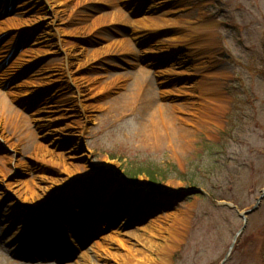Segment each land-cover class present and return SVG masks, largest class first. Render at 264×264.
<instances>
[{
  "label": "rangeland",
  "instance_id": "1",
  "mask_svg": "<svg viewBox=\"0 0 264 264\" xmlns=\"http://www.w3.org/2000/svg\"><path fill=\"white\" fill-rule=\"evenodd\" d=\"M155 1L0 0V94L24 117L36 146L29 152L15 137L7 145L0 141V264H112L96 247L118 232L128 239L155 223L167 228L168 216L176 214L186 218L185 229L169 264H219L243 227L234 209L218 203L247 211L264 190V0H184L179 7L164 0L160 11L150 8ZM80 11L84 15L73 22ZM153 16L167 22L152 32L137 23ZM199 19L211 23L214 42L203 59L205 89L220 90L222 109L205 130L184 126L193 132L189 145L172 151L146 141L141 108L120 114L101 106L118 96L111 88L115 78L147 67V58L169 56L151 71L158 75L182 59L190 42L172 39L189 27L201 28ZM123 41L131 52L113 54L110 65L80 66L92 53ZM66 51L82 53L69 68L81 99L73 83L64 94L54 70ZM84 79L93 83L90 90ZM172 89L153 83L152 90L157 96ZM184 99L168 95L163 102L181 105ZM237 100L243 119L233 121L225 136ZM195 114L188 108L171 115L179 124L197 120ZM41 151L58 162L44 174L36 171ZM138 165L159 169L157 188L149 187L145 174L126 182V173ZM27 188L33 198L23 195ZM191 189L201 193L180 198ZM263 258L264 199L248 216L226 264H261Z\"/></svg>",
  "mask_w": 264,
  "mask_h": 264
},
{
  "label": "bare ground",
  "instance_id": "2",
  "mask_svg": "<svg viewBox=\"0 0 264 264\" xmlns=\"http://www.w3.org/2000/svg\"><path fill=\"white\" fill-rule=\"evenodd\" d=\"M68 1L72 2V0H46L47 3L53 2V4H61V2L66 3ZM76 1L77 5H79L82 1V3H84L86 0ZM89 1L95 2L96 0H88V2ZM129 1L139 2V4L145 2V0ZM183 1L184 0H174L173 5L179 7L183 5ZM165 7L166 3L164 0H156L153 5H150V8L158 11ZM82 15H84V12L80 11L76 20L73 22H79L80 16ZM199 20L201 21L199 24L201 28L189 27L187 30L181 31L175 36L173 35L174 38L172 41L190 42L182 50V59L175 61V64L171 66V68L158 75V73L151 71H154V67L158 65V61L162 59L168 60L169 56L158 59L147 58V61H145L147 67L139 68L135 73L125 74L124 76H117L115 78L111 88L113 92L117 91L118 96L101 106H104L107 110H116L118 113L120 112V114L141 108L143 111L141 114L143 117V127L141 131L146 141L152 142L157 146H168L172 151L184 149L189 145V139L192 137L193 132H190L189 129L184 126L192 127L194 125L198 126L200 130H205L209 123L206 121L210 120L212 114L221 112L222 109L219 103V99L221 98L219 94L220 90L216 87L205 89L208 83L203 74L206 72L207 67L203 59L207 54V50L214 46V42L211 40L212 31L207 28L211 23L203 21L202 19ZM166 22L164 18H155V16L137 21L139 25L151 30L150 32H152V29L161 27V25ZM171 26H175V23L171 24ZM75 30L83 31L80 29ZM94 31L95 30H92V34H97ZM173 33L176 32L173 31ZM150 34L151 33L139 38L138 40L140 43H146L150 38ZM206 38L208 44L205 43L206 45H204L202 42L206 41ZM196 41L198 44L200 43V46L196 44ZM126 52H131L130 44L126 41L122 43L119 42L112 48L104 50L102 54L97 52L92 53L89 58L85 59L86 62L84 61L80 66L88 65V68L91 69H102L104 64L109 63L108 59L111 58L113 54H123ZM79 57H82V53L74 54L72 51H66L62 60V67L60 66L59 69V67L56 66V69H54L58 70V73L56 71L54 72L57 73L58 77L64 83L61 89L65 95L70 91L69 84L73 83L75 85L76 89L73 94L77 96L76 99L82 98V91L79 85L76 84L77 79L72 77L69 68L71 60H78ZM123 61L126 62L124 59ZM108 65H110V63ZM152 75L154 79L150 78ZM198 75L201 77L196 82L193 78L198 77ZM84 80L82 84H86L85 89L90 90L93 83L88 79ZM153 83L158 87L167 85L173 87V89L168 92H161L156 96L152 90ZM101 91L103 92L102 96H109V92L106 89H101ZM168 95L186 97L187 99H184L181 105L171 103L172 105L170 104L169 106L163 102L165 96ZM195 95L197 96L196 99L198 98L199 100L192 101V97L195 98ZM36 99L38 100V97H36ZM188 108L197 111V114H195L197 120L191 121L183 119L179 124H176L173 120V115H171L173 111L175 112ZM24 120V117L6 102L5 96L0 94L1 143L7 145L12 137H15L18 139L19 144L26 147V150L34 152L36 146L32 143V133L27 128ZM11 149L16 150L15 145H12ZM36 157V171L41 174L48 171V168L53 166L56 167L55 165L58 164L53 158L44 155L42 151L39 153V156ZM22 192L25 198H33L34 196V190L32 188L24 189ZM76 213L78 223L84 227L82 215H80L79 212ZM108 215L110 214L105 213L104 217ZM168 219L170 223L167 228L161 226L159 223H155L151 225L150 228L144 229L143 233L130 235L131 237L128 239L123 237L120 238L119 235L121 232H118V235L110 239V243L96 247L97 251L95 253H101L100 255L107 258L112 264H169L171 255L178 246L184 232L186 218L181 214H176L173 216L169 215ZM160 239H163L164 244H156V241ZM44 252L46 253V251ZM152 252L155 253V258L150 254ZM13 253L18 255V251H13ZM78 264L82 263L78 262ZM104 264L111 263L105 262Z\"/></svg>",
  "mask_w": 264,
  "mask_h": 264
},
{
  "label": "trees",
  "instance_id": "3",
  "mask_svg": "<svg viewBox=\"0 0 264 264\" xmlns=\"http://www.w3.org/2000/svg\"><path fill=\"white\" fill-rule=\"evenodd\" d=\"M233 90V89H232ZM230 94H231V91H230ZM233 96H236V95H233ZM238 106H239V102L238 100L236 101V103L234 104V107H233V110L232 112L230 113V115H228L229 117V121H228V133H224L223 135L226 136V134H229L231 133V131L234 129L233 127H235V125L233 126V121H240L243 119V116L240 114V111L238 110ZM236 118V119H234ZM132 172H127L126 173V176H125V179H126V182L128 184H133L135 183L136 181V177L140 174H145V176L148 178V184H149V187L151 188H157L160 184L159 181H157V173L156 171H158L157 169L155 170H151L149 168H142L141 166H137V167H133L132 168ZM264 259V258H263ZM261 264H264V260L262 261Z\"/></svg>",
  "mask_w": 264,
  "mask_h": 264
},
{
  "label": "water",
  "instance_id": "4",
  "mask_svg": "<svg viewBox=\"0 0 264 264\" xmlns=\"http://www.w3.org/2000/svg\"><path fill=\"white\" fill-rule=\"evenodd\" d=\"M263 45H264V37H263ZM197 193L200 194L201 192L199 190H196V189H191V190L184 191V192L180 193L179 195H180V198L183 199V198H186L187 196L195 195ZM156 195H158V194H156ZM263 199H264V190H262L260 192V195H259L258 199L256 200V203L254 204V206L250 210L242 211V212L238 211V209L231 204L218 203V205H222V206H226L228 208L234 209L238 213V216L240 217V219L243 221V227L234 236L227 253L225 254L224 258L221 260V262L219 264H226L227 260L229 259L230 255L234 249V246H235L238 238L241 236L244 229L246 228L248 216L250 214L254 213L258 209V207L261 204Z\"/></svg>",
  "mask_w": 264,
  "mask_h": 264
}]
</instances>
